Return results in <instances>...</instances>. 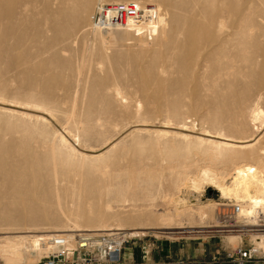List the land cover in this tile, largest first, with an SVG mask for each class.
Here are the masks:
<instances>
[{"label":"rangeland","instance_id":"1","mask_svg":"<svg viewBox=\"0 0 264 264\" xmlns=\"http://www.w3.org/2000/svg\"><path fill=\"white\" fill-rule=\"evenodd\" d=\"M15 1L17 3V0ZM35 1L24 0L21 3L22 8L31 10L23 15L24 20L20 19L22 16L18 19L17 15L18 20L14 17L17 11H14V16L9 14V25L7 22H3L6 25L3 24L0 18V103L3 104L0 106V245L3 244L4 236H10V239L22 235L36 236L29 238L30 242L35 243L34 241L41 237L48 239L53 235L97 229L86 228L83 223L86 217L96 218L99 212L107 214L103 225H107L109 230H121L128 234H133L129 231L138 230L143 233L140 236L147 239L171 243L174 253L177 257H182V260H224L227 253L235 247L252 243L254 232L248 231L257 229L252 227V222H247L244 218L242 221L236 218L234 223L229 224L220 222V215L217 217L221 214L220 210L216 211L214 220L206 225L209 228L196 230L206 231L200 236L173 239L162 234L164 231L152 228L160 227L158 217L172 212L170 204L176 201L185 200L193 205V215L199 206H206L208 203L227 204L221 201L218 193L208 188V185L199 200V195H191L189 192L188 187L191 184L188 180L207 169L216 173H227L232 169L231 163L223 161L230 154L214 151L209 143L202 142L205 138L200 135L209 133L214 136L250 139L258 133L255 128L260 127V122L255 124L253 115L257 109L264 111V0H185V3L183 0H165L167 3L162 0H121L133 1L138 7L152 9L154 12L142 16L145 18V26L115 33L94 26L96 11L103 6L97 3L99 0H87L92 3H87L88 5L86 0H81L82 3L79 0ZM44 1L47 5L42 9L46 3L40 2ZM114 1L103 0L102 4L110 5ZM167 6H170L171 10H168ZM74 8H78V12L73 10ZM210 8H213L214 13ZM176 9L185 11L180 13ZM173 10L174 12H171ZM51 13L53 15H50ZM152 15L159 16L157 26L149 24ZM52 16L55 19L49 20ZM61 17L66 21L62 19L61 23L71 22L70 25L66 24V27L62 23L60 26L58 21ZM69 17L75 18L77 28L73 19L69 21ZM183 18L187 20L184 21ZM45 19L49 21L48 24ZM203 19L208 22V27ZM10 21H14L15 25ZM174 22H178L179 27ZM56 23H59L57 25L60 28L57 26L59 31L55 30H61V36H57L58 33L53 31ZM181 25L185 27L181 28ZM209 25L215 27L214 30ZM44 29L48 30L44 32ZM234 30H237V33ZM22 32L23 35L26 33L28 42L25 35L19 36ZM55 34L57 38L53 39ZM42 37L48 40L47 43ZM51 38L54 44L50 41ZM38 39L39 41H36ZM176 39L181 42L178 43ZM34 40L39 44H35ZM197 40L198 42H195ZM207 41L211 42V46ZM21 42H24L23 47ZM49 42L53 45H49ZM42 45L48 51L47 54ZM204 45L208 48L201 52ZM13 47L15 50L12 51ZM54 49L57 52H53ZM40 55L42 57H39ZM37 57L38 59H35ZM17 61L22 66L15 63ZM73 68H76V72ZM58 76L60 82L57 81ZM104 85L110 88H105ZM23 109L35 111L31 114L39 118L24 115ZM164 126L176 130H170V133L165 135L158 134L156 131ZM63 130L71 135V141L67 144L62 141ZM192 132L195 135L189 134ZM92 155L99 156L91 157ZM245 155V151L235 154L237 158ZM98 167L101 173L95 171ZM54 177L58 179V183H53ZM34 182L37 186L29 187ZM181 184L185 186L182 187ZM178 185L182 188L181 193L176 189ZM32 197L34 200L40 197V203H34ZM64 208L74 215L73 220L79 221L81 227L74 228L67 221L65 223L58 219L60 217H55L57 212ZM44 214L50 219L39 223L34 221ZM184 219L186 226L189 219L198 223L193 216H186ZM196 225L201 226L199 223ZM218 226L222 228H210ZM102 227L104 226L100 228ZM56 229L73 232L57 234ZM239 230L247 232L243 234L240 242L232 247L228 237ZM21 232L27 233L16 234ZM45 256L47 255L41 256L37 250H30L27 256L16 259L0 255V264H41Z\"/></svg>","mask_w":264,"mask_h":264},{"label":"bare ground","instance_id":"2","mask_svg":"<svg viewBox=\"0 0 264 264\" xmlns=\"http://www.w3.org/2000/svg\"><path fill=\"white\" fill-rule=\"evenodd\" d=\"M12 2H9V1H6V0H1V3H0V18H1V22L3 23V22H7L8 23V20H9V14L11 15H13L14 16V13L16 12V14H15V18H16V16H17V18L19 19L21 16H22V18H20V19H22V20H24L23 19V15L24 14H27V13H29V11H31V10H29L27 7H24V8H22L21 7V3L24 1V0H17V3H16V1L15 0H11ZM31 2L33 1L34 2V0H30ZM41 1V0H40ZM80 2H81V0H79ZM144 1V0H143ZM149 1V0H148ZM148 1H146V2H148ZM157 0H155V2H156ZM162 1H165V0H162ZM169 1V0H168ZM170 1H172V0H170ZM173 1H175V0H173ZM178 1V0H177ZM176 1V2H177ZM180 2H181V0H179ZM189 1V0H188ZM35 2H37V0L35 1ZM49 2H50V0H49ZM48 2V3H49ZM86 2V4L87 3H90L89 1L87 2V0L85 1ZM93 2V1H92ZM139 2V1H138ZM166 2V1H165ZM164 2V3H165ZM183 2L185 3V0H183ZM182 2V3H183ZM38 3H39V1H38ZM40 3H46L45 1L44 2H40ZM82 3V2H81ZM80 3V4H81ZM96 3V2H95ZM99 5H103V6H105L104 4H102L103 3V0H99V2H97ZM97 3H96V6H97ZM117 3H135V2H133V1H125V2H121V0L120 1H114L113 2V4H117ZM167 3V2H166ZM179 3V2H178ZM33 4H35V5H37L36 3H33ZM50 4V3H49ZM90 4H92V3H90ZM90 4H89V6H90ZM138 4V3H137ZM140 4V3H139ZM145 4V3H144ZM177 4V3H176ZM180 5H181V3H179ZM46 5H47V3L42 7V9H44L45 7H46ZM52 5V4H51ZM81 5H83V4H81ZM80 5V6H81ZM88 5V4H87ZM98 5V6H99ZM184 4H182V6H183ZM187 2H186V7H187ZM38 6H41V4L39 5L38 4ZM63 6H64V4H63ZM62 6V7H63ZM93 6V5H92ZM156 6V5H155ZM177 6V5H176ZM184 6V7H185ZM48 7V6H47ZM50 7V6H49ZM52 7V6H51ZM88 7V6H87ZM94 7H95V4H94ZM93 7V8H94ZM161 7H162V5H161ZM173 7V6H172ZM179 7H181V6H179ZM63 8H65V7H63ZM63 8H62V10H63ZM80 10H81V8L80 7H78ZM78 8H74L73 10H75V11H77L78 12ZM163 8V7H162ZM167 8H168V6H167ZM169 8H170V10H171V7L169 6ZM169 8H168V10H169ZM175 8V7H174ZM183 8V7H182ZM66 9V8H65ZM84 9V8H83ZM159 9H161L160 7H159ZM164 9V8H163ZM177 9H179V8H177ZM177 9H176V11H177ZM185 9V8H184ZM184 9H181V12H182V10H184ZM210 9H212V13H214V11H213V8H210ZM37 10V9H36ZM35 10V11H36ZM139 10H140V12L142 13V15L140 16V17H138V18H141L140 20H138V21H136V22H133V21H130V22H128V24L127 25H125V26H127V27H124V26H119V25H111L106 31L107 32H110V31H114V33H115V31H119V32H128V31H130V30H133V29H135V28H137V27H140V26H142V25H144L145 26V22H144V20L143 19H145L144 17H142V16H145V15H147V14H152V12H154L152 9L151 10H148L147 8H145V7H139ZM166 10V9H165ZM164 10V11H165ZM167 10V11H168ZM180 10V9H179ZM178 10V11H179ZM209 10V9H208ZM15 11V12H14ZM42 11V10H41ZM45 11V10H44ZM67 11H69V9L67 8ZM70 11H72L71 9H70ZM75 11H74V13H75ZM85 11H86V6H85ZM84 11V12H85ZM94 11V10H93ZM163 11V10H162ZM177 11V12H178ZM185 11V10H184ZM37 12V11H36ZM49 12V11H48ZM52 12V11H51ZM82 12V11H81ZM80 12V13H81ZM166 12V11H165ZM171 12H174V10L173 11H171ZM176 12V13H177ZM180 12V11H179ZM180 12V13H181ZM31 13V12H30ZM33 13H35V12H33ZM32 13V14H33ZM37 13H40L39 11L37 12ZM37 13H35L34 15H37ZM83 13V12H82ZM91 13V12H90ZM210 13V12H209ZM212 13H210V17H212ZM220 13V12H219ZM48 14V13H47ZM86 14V13H85ZM92 15H93V13H91ZM160 14V13H159ZM158 14V15H159ZM163 14V13H162ZM162 14H160V15H162ZM165 14V13H164ZM166 14H167V12H166ZM169 14V13H168ZM178 14V13H177ZM186 14V13H185ZM184 14V15H185ZM39 15V14H38ZM50 15H53V13H51ZM78 15H79V13H78ZM91 15V16H92ZM183 15V16H184ZM187 15V14H186ZM230 15V14H229ZM41 16V15H40ZM40 16H39V18H40ZM54 16H55V14H54ZM54 16H52V17H50L49 18V20L51 19V18H54ZM59 16H61V15H59ZM67 16H69V15H67ZM75 16H76V14H75ZM80 16H83V14L81 15L80 14ZM79 16V18H81ZM171 16H173L172 14H171ZM175 16V15H174ZM208 16V15H207ZM13 17V19H15ZM35 18H36V16H34ZM33 17V18H34ZM38 17V16H37ZM43 17V16H42ZM66 17V16H65ZM76 17H78V16H76ZM85 16H83V18H84ZM161 17V16H160ZM180 17V16H179ZM210 17L208 16V18H209V20H210ZM219 17V16H218ZM16 18V19H17ZM45 18V17H44ZM171 18H174V17H171ZM185 18V17H184ZM184 18H183V20H184ZM186 18H187V16H186ZM190 18V17H189ZM189 18H188V20H189ZM214 18V17H213ZM17 19V20H18ZM48 19V18H47ZM47 19H45V21L47 20ZM55 19V18H54ZM57 19V18H56ZM58 19H59V17H58ZM62 17H61V19L58 21V22H60V21H62ZM67 19V18H66ZM70 19L73 21V22H75L74 21V19L75 18H70L69 17V21H70ZM86 19H88L87 18V15H86ZM90 19H92L91 17H90ZM175 19H177V17L175 16ZM181 19V21H182V18H180ZM180 19H178V20H180ZM228 19H230V17L228 18ZM11 20V19H10ZM21 20V21H22ZM41 20V19H40ZM52 20V19H51ZM68 20V19H67ZM89 20V19H88ZM159 16H157V15H152L151 16V19H150V22H149V24L151 25V26H157L158 25V22H159ZM167 20H170V19H167ZM187 20V19H186ZM186 20H184V21H186ZM191 20V19H190ZM189 20V21H190ZM203 20H205V19H203ZM202 20V21H203ZM214 20V19H213ZM218 20V19H217ZM15 21V20H14ZM14 21H12L13 23H14ZM34 21H36V20H34ZM44 21V24H46V22H47V24L49 23V21L47 20L46 22ZM56 21V20H55ZM63 21L64 22H66L65 21V19H63ZM162 21V20H161ZM174 21V20H173ZM201 21V22H202ZM221 21V20H220ZM239 21V20H238ZM245 21H246V19H245ZM11 22V21H10ZM11 22V23H12ZM52 22V21H51ZM68 22V21H67ZM79 22V21H78ZM172 22V21H171ZM180 22V21H179ZM205 22H206V20H205ZM204 22V23H205ZM215 22H216V19H215ZM218 22V21H217ZM221 22H223V20L221 21ZM242 22V21H241ZM18 23V22H17ZM16 23V24H17ZM24 23H25V21H24ZM37 23V22H36ZM63 23V22H62ZM61 22H60V24L59 23H56V25H55V27L56 28H54V32L57 30V26H58V28H60L59 27V25L61 26V24H62ZM71 23V22H70ZM70 23L68 22V23H66V24H69L70 25ZM76 23V22H75ZM80 23V22H79ZM170 23V22H169ZM174 23H176V22H174ZM178 23V22H177ZM176 23V24H177ZM187 23V22H186ZM207 23V27H208V22H206ZM211 23H212V21H211ZM213 23H214V21H213ZM225 23V22H224ZM232 23H234V22H232ZM236 23V22H235ZM239 23V22H238ZM244 23V22H243ZM3 24H5V23H3ZM35 24V23H34ZM57 24H59V25H57ZM64 24V23H63ZM66 24H64V25H66ZM84 24H85V22H84ZM87 24V23H86ZM167 24V23H166ZM179 24V23H178ZM177 24V25H178ZM181 24H182V22H181ZM189 24V23H188ZM191 24V23H190ZM215 24V23H214ZM237 24V23H236ZM6 25V24H5ZM8 25H9V23H8ZM13 25H15V23L13 24ZM13 25H11V27L13 26ZM19 25H20V23H19ZM35 25H38V24H35ZM68 25V26H69ZM73 25V24H72ZM76 25H78V23H76V24H74V26H76ZM161 26H162V24H160ZM159 25V26H160ZM171 25V24H170ZM201 25V24H200ZM213 25V24H212ZM217 25V24H216ZM17 26H18V24H17ZM21 26H22V24H21ZM31 26V25H30ZM44 26V25H43ZM49 26H50V24H49ZM48 26V27H49ZM54 25H51V27H53ZM166 26H168V25H166ZM165 26V27H166ZM182 26H184V25H181V28H183ZM238 26H239V24H238ZM237 26V27H238ZM240 26H242V25H240ZM8 27V26H7ZM50 27V28H51ZM66 27H67V25H66ZM91 27H92V25H91ZM177 27H179V25L177 26ZM185 27V26H184ZM187 27V26H186ZM199 27V26H198ZM209 27H210V25H209ZM234 27V26H233ZM236 27V28H237ZM9 28V27H8ZM15 28H17V27H15ZM21 28V27H20ZM38 28V27H37ZM44 27H42V29H43ZM64 28V27H63ZM71 28H73L72 26H71ZM76 28H77V26H76ZM93 28V27H92ZM147 28H149V27H147ZM161 28V27H160ZM169 28V27H168ZM172 28V27H171ZM180 28V30H181V32H182V29ZM210 28H213V27H210ZM210 28H208V29H210ZM215 28V27H214ZM214 28H213V30H214ZM56 29V30H55ZM164 29V28H163ZM167 29V28H166ZM178 29V28H177ZM189 29V28H188ZM243 29V28H242ZM6 30H7V28H6ZM19 30V29H18ZM39 30H40V28H39ZM45 30H48V29H44V32H45ZM66 30V29H65ZM72 30H74V28L72 29ZM169 30H170V28H169ZM175 30V29H174ZM239 30H240V28H239ZM15 32H16V30H14ZM43 30H41V32H42ZM49 31H51V30H49ZM52 31V32H53ZM57 31H59V30H57ZM55 32V33H58L57 34V36L58 35H62L63 33L61 32V30H60V32ZM100 31V30H99ZM152 31V30H151ZM173 31V30H172ZM185 32H187V30H184ZM201 31V30H200ZM210 31V30H209ZM212 31V30H211ZM217 31V30H216ZM233 31V30H232ZM235 31V30H234ZM237 31V30H236ZM235 31V32H236ZM243 31H244V29H243ZM242 31V32H243ZM40 32V31H39ZM66 32V31H65ZM71 32V31H70ZM69 32V33H70ZM147 32V31H146ZM155 32H156V29H155ZM164 32V31H163ZM241 32V31H240ZM7 33V32H6ZM11 33V32H10ZM47 33V32H46ZM59 33H62V34H59ZM66 33H68V30H67V32ZM72 33V32H71ZM70 33V34H71ZM103 33V32H102ZM105 33V32H104ZM144 33V32H143ZM151 33V32H150ZM157 33V32H156ZM171 33H173V32H171ZM176 33H178L177 31H176ZM216 33V32H215ZM237 33V32H236ZM9 34V33H8ZM39 34H41V33H39ZM99 34H101V33H99ZM164 34V33H163ZM169 34V33H168ZM209 34H211V32L209 33ZM17 35H18V33H17ZM23 35V32H22V34L20 33L19 34V36H22ZM25 35V38H26V33L24 34ZM23 35V36H24ZM69 35V34H68ZM93 35V34H92ZM104 35V34H103ZM144 35H146V34H144ZM144 35H143V38H144ZM149 35V34H148ZM151 35V34H150ZM158 35V34H157ZM156 35V36H157ZM215 35V34H214ZM236 35V34H235ZM238 35V34H237ZM19 36L17 37V39L19 38ZM44 36V35H43ZM59 36V37H60ZM63 36H65V34L63 35ZM161 36V35H160ZM223 36V35H222ZM233 36V35H232ZM46 37V36H45ZM78 37V36H77ZM103 37H105V36H103ZM147 37V36H146ZM146 37H145V39H146ZM208 37V36H207ZM225 37V36H224ZM227 37V36H226ZM35 38V37H34ZM44 37H42V39H43ZM53 38V37H52ZM51 38V40L50 41H52V43H53V39H56L57 37H56V34H55V38H53L52 39ZM64 38H66V37H64ZM95 38H97V37H95ZM158 38H159V36H158ZM179 38V37H178ZM215 38V37H214ZM228 38V37H227ZM238 38V37H237ZM5 39V38H4ZM16 39V40H17ZM20 39H22L21 37H20ZM48 39V38H47ZM50 39V38H49ZM60 39H61V37H60ZM60 39H57V41H59ZM68 39H70V36H69V38ZM74 39V38H73ZM150 39V38H149ZM152 39V38H151ZM150 39V40H151ZM182 39V38H181ZM186 39V38H185ZM205 39H206V37H205ZM208 39V38H207ZM212 39V38H211ZM211 39H210V41H211ZM221 39H222V37H221ZM225 39V38H224ZM249 39V38H248ZM25 40V39H24ZM32 40V39H31ZM44 41H46L45 39H43ZM62 40V39H61ZM60 40V42H62ZM103 40V39H102ZM162 40V39H161ZM174 40V39H173ZM176 40H178V39H176ZM209 40V39H208ZM215 40V39H214ZM227 40V39H226ZM18 41V40H17ZM21 41V40H20ZM19 41V42H20ZM23 41V40H22ZM26 41H27V38H26ZM33 41V40H32ZM36 41H39V39L38 40H36ZM43 41V42H44ZM48 41V40H47ZM47 41L45 42V43H47ZM56 41V40H55ZM64 41H65V39H64ZM67 41V40H66ZM104 41V40H103ZM105 41H106V39H105ZM142 41V40H141ZM141 41H140V43H141ZM179 41L180 40H178V43H179ZM221 41V40H220ZM222 41H224V40H222ZM239 41V40H238ZM238 41H234L235 43H237ZM248 41V40H247ZM6 42V41H5ZM25 42V41H24ZM24 42H23V44H24ZM28 42V41H27ZM34 42H35V40H34ZM41 42H42V40H41ZM143 42V41H142ZM145 42H146V40H145ZM144 42V43H145ZM153 42V41H152ZM168 42V41H167ZM174 42L176 43V41L174 40ZM181 42V41H180ZM195 42H198V40L197 41H195ZM202 42H203V40H202ZM202 42H200V43H202ZM216 42V41H215ZM226 42V41H225ZM233 42V41H232ZM231 42V43H232ZM1 43V42H0ZM26 43V42H25ZM32 43V45H33V42H31ZM38 43V42H37ZM36 42H35V44H37ZM59 43V42H58ZM155 43H156V40H155ZM158 43H159V41H158ZM163 43V42H162ZM186 43H187V40H186ZM200 43H198V45L200 44ZM204 43V42H203ZM209 43H211V42H209ZM208 43V41H207V44H209ZM239 43V42H238ZM22 42H21V47H23L22 45ZM26 44H28V43H26ZM34 44V45H35ZM39 44V43H38ZM51 43L49 42V45H50ZM54 44V43H53ZM53 44H51V45H53ZM56 44V43H55ZM142 44V43H141ZM157 44V43H156ZM161 44V43H160ZM181 44V43H180ZM185 44V43H184ZM195 44V43H194ZM218 44V43H217ZM229 44V43H228ZM234 44V43H233ZM7 45V44H6ZM31 45V46H32ZM33 45V46H34ZM44 45V44H43ZM43 45H42V49L43 50H45L44 49V47H43ZM48 45V46H49ZM130 45V44H129ZM152 45V44H151ZM163 45V44H162ZM202 45V44H201ZM210 45V44H209ZM222 45V44H221ZM220 45V46H221ZM5 46V45H4ZM19 46H20V44H19ZM57 46V45H56ZM62 46V45H61ZM85 45H83V47H84ZM149 46H150V43H149ZM155 46V45H154ZM157 46H160V45H157ZM166 46V45H165ZM178 46V45H177ZM200 46V45H199ZM203 46V45H202ZM211 46V45H210ZM209 46V47H210ZM217 46V45H216ZM225 46V45H224ZM230 46V45H229ZM234 46H235V44H234ZM238 46L240 47V44H238ZM237 46V47H238ZM9 47V46H8ZM46 47H47V44H46ZM151 47V46H150ZM168 47V46H167ZM178 47H180V46H178ZM206 47H207V45L205 46L204 45V47H203V49H202V51L201 52H203V50L204 51H206L205 49H206ZM213 47V46H212ZM215 47V46H214ZM222 47V46H221ZM220 47V48H221ZM227 47H228V45H227ZM245 47V46H244ZM18 48V47H17ZM34 48V47H33ZM40 48V47H39ZM39 48H37V49H39ZM54 48V47H53ZM142 48H144V47H142ZM156 48V47H155ZM198 48V47H197ZM199 48V49H200ZM208 48V47H207ZM223 48V47H222ZM221 48V49H222ZM226 48V47H225ZM229 48H231V47H229ZM2 49V48H1ZM5 49V48H4ZM10 49V48H9ZM12 49V51L13 50H15L14 49V47L13 48H11ZM20 49H22V48H20ZM31 49H32V47H31ZM30 49V50H31ZM35 49V48H34ZM41 49V48H40ZM50 49H52V46H51V48ZM58 50H59V48H57ZM152 49V48H151ZM200 49V50H201ZM213 49V48H212ZM216 49V48H215ZM228 49V48H227ZM232 49V48H231ZM241 49V48H240ZM24 50V49H23ZM22 50V51H23ZM47 50H48V47H47ZM45 50V54H47L48 53V51L50 52V50ZM61 50V49H60ZM59 50V51H60ZM84 50V49H83ZM150 50V49H149ZM200 50L198 51V52H200ZM211 50V49H210ZM234 50V49H233ZM4 51V50H3ZM5 51H6V49H5ZM21 51V50H20ZM33 50H31V52H32ZM34 51H36V50H34ZM39 51H42V50H39ZM47 51V52H46ZM52 51V50H51ZM57 52L56 51V49H54L53 50V52ZM214 51V50H213ZM222 51V50H221ZM228 51V50H227ZM232 51V50H231ZM25 50H24V54H25ZM30 52V53H31ZM62 52V51H61ZM89 52V51H88ZM114 52V51H113ZM126 52V51H125ZM141 52H143L142 50H141ZM196 52V51H195ZM198 52H197V54H198ZM200 52V54L202 55V53ZM0 53H1V51H0ZM4 53V52H3ZM7 53H9V52H6V54ZM12 53V52H11ZM22 53V52H21ZM27 53H28V51H27ZM41 53V52H40ZM52 53V52H51ZM82 53V52H81ZM86 53H87V51H86ZM139 53H140V51H139ZM216 53V52H215ZM228 53H230V52H228ZM5 54V55H6ZM44 54V55H45ZM54 54V53H53ZM56 54V53H55ZM83 54V53H82ZM140 54H143V53H140ZM209 54H211V52L209 53ZM213 54H214V52H213ZM28 55V54H27ZM26 55V56H27ZM34 55V54H33ZM36 55V54H35ZM49 55V54H48ZM50 55H52V54H50ZM58 55H59V53H58ZM122 55V54H121ZM120 55V56H121ZM127 55V54H126ZM138 55V54H137ZM147 55V54H146ZM218 55V54H217ZM236 55V54H235ZM0 56H2V55H0ZM8 56V55H7ZM47 56V55H46ZM63 56V55H62ZM83 56V55H82ZM82 56H79V57H81L82 58ZM128 56V55H127ZM29 57V56H28ZM28 57H27V59H28ZM34 57H36V56H34ZM39 57H42L41 55L39 56ZM45 57V56H44ZM55 57H57L56 55H55ZM87 57L88 56H86V58L85 59H87ZM91 57V56H90ZM94 57V56H93ZM142 57V56H141ZM226 57H227V55H226ZM240 57V56H239ZM24 58V57H23ZM48 58H51V57H48ZM58 58V57H57ZM56 58V59H57ZM119 58V57H118ZM122 58H124V57H122ZM144 58V57H143ZM211 58V57H210ZM214 58H216V57H214ZM232 58L235 60V58L233 57V55H232ZM231 58V59H232ZM35 59H38V57L37 58H35ZM43 59V58H42ZM46 59H47V57H46ZM60 59V58H59ZM63 59V58H62ZM65 59H67V58H65ZM93 59V58H92ZM120 59H121V57H120ZM230 59V58H229ZM79 60H81L80 58H79ZM94 60V59H93ZM125 60H127V57H126V59ZM216 60H217V58H216ZM22 61V60H21ZM26 61V60H25ZM69 61V60H68ZM117 61V60H116ZM121 61V60H120ZM119 61V62H120ZM140 62H142L143 60H139ZM224 61V60H223ZM35 61H33L32 63H34ZM36 62L38 63V60H36ZM49 62V61H48ZM80 62V61H79ZM118 62V63H119ZM218 62V61H217ZM15 63H17V64H20L19 63V61H17V62H15ZM22 63V62H21ZM46 63V62H45ZM44 63V64H45ZM96 63V62H95ZM117 63V62H116ZM138 63V62H137ZM210 63H212V62H210ZM215 63V62H214ZM213 63V64H214ZM220 63V62H219ZM16 64V65H17ZM23 64V63H22ZM35 64V63H34ZM34 64H28V65H34ZM44 64H43V66H44ZM101 64V63H100ZM110 64V63H109ZM113 64V63H112ZM15 65V66H16ZM21 65V64H20ZM78 67H80V64L78 63ZM95 65V64H94ZM114 65H116V64H114ZM226 65V64H225ZM22 66V65H21ZM25 66V65H24ZM31 66V67H32ZM117 67H119L120 66V64H119V66L118 65H116ZM115 66V67H116ZM125 66V65H124ZM223 66V65H222ZM38 67V66H37ZM40 67V66H39ZM78 67H76V68H78ZM114 67V66H113ZM113 67L111 68V69H113ZM228 67V66H227ZM19 68V67H18ZM41 68H42V66H41ZM72 68V67H71ZM76 68H73L74 69V71H75V69ZM107 68V67H106ZM109 68V67H108ZM20 69V68H19ZM22 70H23V68H21ZM27 69H29L28 67H27ZM33 69H35V68H33ZM72 69V70H73ZM123 69H124V67H123ZM38 70V69H37ZM36 70V71H37ZM57 70V69H56ZM80 70V69H79ZM84 70V69H83ZM114 70V69H113ZM19 71V70H18ZM18 71H16V72H18ZM33 71V70H32ZM108 73H109V71L108 70H106ZM31 72V71H30ZM45 71H43V73H44ZM57 72H59V71H57ZM76 72V71H75ZM106 72V73H107ZM125 72H126V70H125ZM223 72V71H222ZM1 73V72H0ZM21 73H23V72H21ZM28 73V72H27ZM35 73V72H34ZM38 73V71L35 73V74H37ZM47 73H48V71H47ZM52 73V72H51ZM56 73V72H55ZM107 73V75H109ZM35 74H33L34 75V77H36L35 76ZM40 74V73H39ZM41 74H42V72H41ZM40 74V75H41ZM46 74V73H45ZM44 74V75H45ZM57 74V73H56ZM62 74V73H61ZM73 75H74V73H72ZM28 75V74H27ZM26 75V76H27ZM52 75H53V73H52ZM59 75V74H58ZM83 75V74H82ZM23 76H25V75H23ZM25 76V77H26ZM30 76H31V74H30ZM47 76V75H46ZM50 76V75H49ZM53 76H55V75H53ZM111 76V75H110ZM218 76V75H217ZM228 76V75H227ZM29 77V76H28ZM38 77V76H37ZM41 77V76H40ZM44 77V76H43ZM59 78H57V81H59L58 79H60V76H58ZM82 77V76H81ZM30 78H33V77H30ZM46 78V77H45ZM44 78V79H45ZM55 78V77H54ZM53 78V79H54ZM43 79V78H42ZM47 79H49L50 80V78H47ZM56 79V78H55ZM62 79V78H61ZM29 80V79H28ZM40 80V79H39ZM42 81V80H41ZM53 81V80H52ZM51 81V82H52ZM61 81V80H60ZM59 81V82H60ZM35 82V81H34ZM44 82V81H43ZM53 82H55V81H53ZM39 82H38V80H37V84H38ZM58 83V82H57ZM31 84H33V83H31ZM50 84V83H49ZM55 84V83H54ZM59 84H61V83H59ZM39 85H40V83H39ZM56 85V84H55ZM54 85V86H55ZM58 85V84H57ZM56 85V86H57ZM35 86V85H34ZM41 86H43V85H41ZM41 86H40V88H41ZM45 86H47V85H45ZM44 86V87H45ZM49 86V85H48ZM47 86V87H48ZM54 86H52L53 88H54ZM61 86V85H60ZM105 86V85H104ZM39 87V86H38ZM46 87V88H47ZM49 87H51V86H49ZM48 87V88H49ZM63 87V86H62ZM107 86H105V88H106ZM109 87V86H108ZM107 87V88H108ZM182 87V86H181ZM110 88V87H109ZM172 88V87H171ZM185 88V87H184ZM43 89V88H42ZM42 89H40L41 91H42ZM45 89V88H44ZM51 89V88H50ZM180 89V88H179ZM183 89V88H182ZM188 90H190V92L192 91V89H190V88H187ZM58 90H60L59 88H58ZM52 91L54 92V89H52ZM107 92V91H106ZM182 92V91H181ZM226 92V91H225ZM47 93V92H46ZM51 92H49V94H50ZM48 94V93H47ZM53 94V93H52ZM69 95V94H68ZM1 105H3V104H1L0 103V106ZM5 106V105H4ZM9 107H11V106H9ZM13 108V107H12ZM25 112H23V114L24 115H26V116H29V117H36L37 119L39 118V116L37 117V116H35L34 114H31V113H35V111H32V110H28V109H23ZM30 113V114H29ZM36 114H40V113H38V112H36ZM253 121H254V123L255 124H257L258 123V121L260 122V127H256L255 128V130L258 132L257 133V135L255 136V137H251L250 139H235V138H233V137H229V136H226V135H217V136H214V135H211V134H209V133H207L206 135H200L201 137H203V138H205V139H202V142L204 143V142H207V143H209L212 147H213V149H214V151H216V152H219L220 154L221 153H223V152H226V153H229L230 155H229V157L228 158H224L223 159V161L224 162H226V163H231V166H232V169H231V171H228L227 173H216V172H214V171H212V170H210V169H207V170H204V171H202V173H200L197 177H193V178H191L190 180H188L189 182H190V184H191V186L190 187H188V189L190 190L189 192L191 193V195H199L198 196V199L201 197V195L203 194V192L205 191V189H206V186L208 185L209 187L208 188H212V189H214V191H216L217 193H218V195L220 196V199H221V201H223L224 203H227V204H222V205H220V204H217V203H208V205H206V206H199L198 207V209H197V211H196V213H194V215L192 214V212L194 211V206L193 205H191L188 201H185V200H181V201H176V202H174V203H171L170 205L172 206V208H173V211L172 212H168V213H165V214H162V215H160L159 217H158V223H159V225H160V227H158V228H152L153 230H162V231H164V232H162V234H164V235H168V236H170V238H173V239H183V238H187V237H189V238H192V237H195V236H200V234H205V232H203V231H196V230H201V229H204V228H209V227H206V225L207 224H209L208 222L209 221H213L214 220V218H215V216H217L216 215V211H219V213H223V212H227L228 210H229V206H231V204H237L239 207H240V211L238 212V214L237 215H235V218H237L239 221H242V220H244V219H247V222H252V227H255V225H256V222H257V218L258 217H261V214H264V111H262V110H259V109H257V110H255L254 111V115H253ZM43 120H45V119H43ZM142 127H145V126H142ZM161 129L160 130H157L156 132L158 133V134H160V135H165V134H169L170 133V130H176V129H173V128H169V127H167V126H164V127H160ZM184 132H187V131H184ZM126 134V133H125ZM189 134H191V135H195V133L194 132H192V133H189ZM199 136V137H200ZM61 137H62V141L63 142H65L66 144L67 143H69L70 141H71V135L67 132V131H65V130H63L62 132H61ZM115 144V143H114ZM113 144V145H114ZM238 151H245V153H246V155L244 156V157H242V158H237L236 156H235V154H237V152ZM82 152H86V151H83L82 150ZM89 154V153H88ZM232 154H234V155H232ZM232 155V156H231ZM83 156H88V155H85V154H83ZM95 156H99V155H95ZM94 155H92L91 157H95ZM101 156V155H100ZM95 171L97 172V173H101V169H100V167H98V168H96L95 169ZM36 173H37V171H36ZM23 176V175H22ZM24 176H26V175H24ZM33 176H34V173H33ZM20 177V176H19ZM34 177H36V174H35V176ZM34 177H33V179H34ZM25 179H26V177H25ZM25 179H23V180H25ZM32 178H31V180H33ZM18 180V179H17ZM35 180V179H34ZM28 181V180H27ZM187 181V180H186ZM24 182V181H23ZM31 182V181H30ZM35 182H36V180H35ZM33 183L32 185H30L29 187H31V186H33V187H36L37 186V184L36 183ZM53 183H58V179L57 178H55L54 177V182ZM31 184V183H30ZM47 185V184H46ZM39 186V185H38ZM44 186V185H43ZM51 186V185H50ZM181 186L182 187H184L185 185L184 184H181ZM24 187V186H23ZM27 188V187H26ZM28 189V188H27ZM176 189H178V191H179V193H181L182 192V188H180V186L178 185V187L176 188ZM185 189V188H184ZM24 190V189H23ZM34 190V189H33ZM27 191V190H26ZM108 191V190H107ZM14 192V191H13ZM15 193V192H14ZM30 193V192H29ZM109 193V192H108ZM18 193H16V195H17ZM32 194V193H31ZM36 194V193H35ZM27 195V194H26ZM30 195V194H29ZM107 195V194H106ZM15 196V195H14ZM28 196V195H27ZM27 196H26V198H27ZM13 197V196H12ZM11 197V198H12ZM31 197V196H30ZM25 198V199H26ZM40 198V197H39ZM39 198H35V200L33 199V197H32V199H33V201H34V203H40V199ZM15 199H17V198H15ZM30 199V198H29ZM27 200V199H26ZM31 200V199H30ZM200 200V199H199ZM32 201V202H33ZM24 202V201H23ZM28 202V201H27ZM30 202V201H29ZM34 203H32V204H34ZM196 206V205H195ZM106 215L107 214H105V212H99L98 213V215H97V217L96 218H85V220H84V225L86 226V228H92V227H95V228H97V229H86L87 231H81V232H100V233H106V232H109V231H118V233L119 234H121L124 238H129V239H131L132 237H137V236H140L141 234H143L141 231H138V230H132V231H129V232H133V234H128V233H124L123 231H121V230H109V228H108V226L107 225H103V223H104V218L106 217ZM219 215H221V214H218V216L217 217H219ZM60 217V218H58V219H60V221L62 220V222H65V221H67V223H69V225H73V227L74 228H78V227H81V226H79V221H76V220H73V216L74 215H72L71 214V212H69L68 210H65V208L64 209H62V210H60L59 212H57V215L55 216V217ZM186 216H189V218H190V216H193L194 218H195V220H197L198 221V223L201 225V226H197L196 224H198V223H196V222H192L190 219H189V221H188V226H186L185 225V223H184V218L186 217ZM55 217H53V220H55L56 218ZM91 217V216H90ZM109 217V216H108ZM75 218H77V215H76V217ZM244 218V219H243ZM47 219H50L49 218V216L48 215H43V216H41V217H37L34 221H36V223L38 222H42L43 220H47ZM188 219V218H187ZM218 220H220V218H218ZM56 221V220H55ZM50 222H51V220H50ZM55 223V222H54ZM66 223V222H65ZM64 224V223H63ZM65 225H67L68 226V224H65ZM104 226V227H102V228H100L101 226ZM34 226V225H33ZM41 226H43L42 224H41ZM69 227V226H68ZM63 228H64V226H63ZM65 228H66V226H65ZM64 228V229H65ZM99 228V229H98ZM210 228H222V227H210ZM50 229V228H49ZM66 229H68V228H66ZM70 229H72L71 227H70ZM57 230V229H56ZM81 230V229H80ZM42 231V230H41ZM40 231V232H41ZM48 231V230H47ZM165 231H168V232H165ZM259 231V230H258ZM260 231H262V232H256V230H253V231H248V232H254V234H252V236L254 237V240H253V242H254V244H256V245H258L260 248H263L264 249V230H260ZM57 234L58 233H66V232H73V231H66V230H57V231H55ZM160 232V231H159ZM232 232V231H231ZM234 232H236L235 234H231V236H229L228 237V239H229V242H230V245L233 247V246H235V245H237L239 242H240V240H241V238H242V236H243V234L245 233V232H247L246 230H239V231H234ZM25 233H27V232H21V233H16V234H25ZM36 233V232H35ZM42 233V232H41ZM76 233H78V232H76V231H74V233H69L68 235H56V236H63V237H65L67 240H68V247L70 248V247H72L73 246V239H74V234H76ZM210 233V232H209ZM8 234V233H7ZM30 234V233H29ZM212 234V233H211ZM49 236V235H48ZM34 237H36V236H31V237H27L26 235L25 236H18V237H14L13 239H10L11 237L10 236H4L3 237V239H4V241H3V244L2 245H0V255H3V256H6V258H8V259H16V258H19V257H21V256H23V257H25V256H27V254H28V252L30 251V250H37L40 254H41V256L42 255H49L53 250H54V246L52 245V240H53V238L55 237L54 235L53 236H51V237H49L48 239H43V238H45V237H41L39 240H37V241H34L35 243H32V242H30L31 240L29 239V238H31V239H33ZM47 237V236H46ZM39 238V237H38Z\"/></svg>","mask_w":264,"mask_h":264},{"label":"built area","instance_id":"3","mask_svg":"<svg viewBox=\"0 0 264 264\" xmlns=\"http://www.w3.org/2000/svg\"><path fill=\"white\" fill-rule=\"evenodd\" d=\"M142 15L134 3H117L101 6L93 18L94 26L104 29L111 25L124 26L136 22ZM240 211L237 204H231L227 212L220 215V222L234 223L235 215ZM256 232L264 230V214L257 218ZM73 246L68 247V240L55 236L52 240L54 250L41 260V264H120L122 250L129 238H124L118 231L78 232L74 234ZM166 264H264V249L254 242L247 246H237L227 253L224 260L210 261H168Z\"/></svg>","mask_w":264,"mask_h":264},{"label":"crops","instance_id":"4","mask_svg":"<svg viewBox=\"0 0 264 264\" xmlns=\"http://www.w3.org/2000/svg\"><path fill=\"white\" fill-rule=\"evenodd\" d=\"M173 250L168 242L143 236L131 238L123 247L120 264H166L168 261L182 260Z\"/></svg>","mask_w":264,"mask_h":264}]
</instances>
